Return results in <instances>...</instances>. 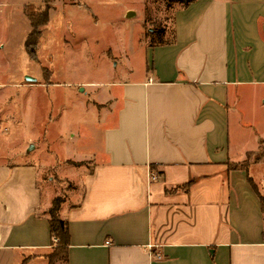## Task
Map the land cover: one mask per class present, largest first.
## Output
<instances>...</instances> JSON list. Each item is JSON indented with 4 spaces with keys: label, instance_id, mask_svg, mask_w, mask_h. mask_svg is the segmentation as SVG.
<instances>
[{
    "label": "crops",
    "instance_id": "1",
    "mask_svg": "<svg viewBox=\"0 0 264 264\" xmlns=\"http://www.w3.org/2000/svg\"><path fill=\"white\" fill-rule=\"evenodd\" d=\"M145 49V68L84 84L94 118L63 159L83 192L61 205L57 264H264V0L182 5L172 39ZM35 134L10 148L0 129V264H49L56 245Z\"/></svg>",
    "mask_w": 264,
    "mask_h": 264
},
{
    "label": "rangeland",
    "instance_id": "2",
    "mask_svg": "<svg viewBox=\"0 0 264 264\" xmlns=\"http://www.w3.org/2000/svg\"><path fill=\"white\" fill-rule=\"evenodd\" d=\"M27 5L50 8L39 62L24 47ZM181 6L178 0H0V116H10L0 129L10 133V148L27 150L36 133L39 144L28 157L41 168L44 195L66 199L83 192L69 179L83 167L63 159L83 146V133L94 118L86 108L94 95L84 84L106 82L123 67L145 68L150 60L145 47L172 39ZM128 12L135 15L128 18ZM27 78L35 83L51 78L49 91L23 87ZM15 82L21 86L8 87Z\"/></svg>",
    "mask_w": 264,
    "mask_h": 264
},
{
    "label": "trees",
    "instance_id": "3",
    "mask_svg": "<svg viewBox=\"0 0 264 264\" xmlns=\"http://www.w3.org/2000/svg\"><path fill=\"white\" fill-rule=\"evenodd\" d=\"M183 7H188L195 0H178ZM50 8H46L44 10L37 8L33 5H28L25 7V15L28 18L31 25V32L29 33L25 47L29 57L38 62V45L43 36V30L48 25L50 21ZM164 43V42H162ZM231 169H244L246 168V164L243 165H235L230 166ZM192 182H189L180 189L188 190ZM264 200V199H263ZM64 198L56 197L53 201V205L50 209V232L53 239H57L58 243L55 245V248L48 255L49 264H57L58 261H65L68 257V249L70 246V231L68 222L62 220L60 218V208L62 203L64 202Z\"/></svg>",
    "mask_w": 264,
    "mask_h": 264
},
{
    "label": "water",
    "instance_id": "4",
    "mask_svg": "<svg viewBox=\"0 0 264 264\" xmlns=\"http://www.w3.org/2000/svg\"><path fill=\"white\" fill-rule=\"evenodd\" d=\"M134 15H135L134 12H128V13H127V17H128V18H131V17H133ZM27 80H28V81H35L33 78H27Z\"/></svg>",
    "mask_w": 264,
    "mask_h": 264
},
{
    "label": "built area",
    "instance_id": "5",
    "mask_svg": "<svg viewBox=\"0 0 264 264\" xmlns=\"http://www.w3.org/2000/svg\"><path fill=\"white\" fill-rule=\"evenodd\" d=\"M154 179H156L155 176H154ZM54 243L57 244L58 243V240L57 239H54ZM158 258H160V257L158 256Z\"/></svg>",
    "mask_w": 264,
    "mask_h": 264
}]
</instances>
